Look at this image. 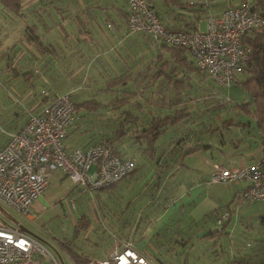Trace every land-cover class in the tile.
Wrapping results in <instances>:
<instances>
[{
	"label": "crops",
	"instance_id": "obj_1",
	"mask_svg": "<svg viewBox=\"0 0 264 264\" xmlns=\"http://www.w3.org/2000/svg\"><path fill=\"white\" fill-rule=\"evenodd\" d=\"M181 1L187 8L181 7L178 12L160 10L162 12L160 15L169 27L185 28L197 24L202 29L201 24L205 21L207 23L209 16L218 15L225 8L242 3L241 0H189L191 4L187 5L188 0ZM251 1L257 4V0ZM56 2L57 0L24 1V11L29 10L30 13V9H35L32 19L37 21L32 23L37 26L36 32L39 34L35 43L24 37L25 33H35L27 29L30 23L26 17L15 20L11 12L0 4V86H7L6 82L11 77V72L7 69L10 62L18 66L21 72L34 70L31 81L15 82L21 89L30 87L23 97V105L27 108L32 101L33 106L37 105L36 100L41 98L44 89L56 93L68 92L75 102L90 99L101 102L103 105L100 110L82 109L76 114L77 122L69 128V131L72 130L74 133L72 136L68 133L65 139L69 150L85 148L102 137L112 136L115 127L111 123L126 119L129 121L132 116H138L137 121H141L155 114H172L184 109L191 112L190 115L181 117L176 123L169 125L158 141L159 148L156 151L164 155L161 162L167 168L160 166L161 162H155L146 156L144 150L138 148V144H132L125 139L121 146L125 152L124 156L136 160V168L141 164L139 159H144L143 164H149L150 179L153 176L157 178L160 176L157 179L158 188L150 184L148 189L152 188V194L145 197L150 200L159 193L167 199V204L170 203L169 199L174 202L181 200L179 206L185 215V221L181 226L185 237L192 234V238H198L213 230L210 228L211 219L216 216L217 221L220 211L227 209L229 204L226 203L223 207L222 202L228 199L211 194L207 190L211 184L218 182L211 180L212 163L242 167L262 161L264 148L256 120L240 107L232 104L228 106L222 102L226 94L224 87L198 67L192 55L186 60H180V55L164 46L162 41H155L146 33L132 32L128 26L126 0L70 1V13L64 14L63 18L49 12L47 14L50 17L36 18L38 11L40 15L41 11L47 10V6ZM153 2L160 7L159 9L171 10L163 0ZM107 21L112 23L111 27L107 25ZM116 76H124L125 82L113 83L112 79ZM15 80H12V84ZM239 90H242L241 98L243 92L247 96L238 80L236 85L232 86L231 92L237 95L235 99L241 103V98L238 97ZM124 97L126 98L124 104L113 102ZM244 113L250 118L241 119ZM192 152L201 156L203 164L208 166H204L205 177L202 181L187 184L178 181L177 174L184 156ZM95 168L96 165L91 167L92 170ZM67 177L60 171H55L47 190L65 187L64 190L62 188L60 190L61 196L69 193L73 187L66 188L69 185ZM160 181L168 184L167 192L161 190L164 186L160 185ZM230 184L234 189L232 199L237 198L241 202L242 192L248 181ZM119 186L116 184L113 188L115 191L109 192L110 195L107 197V201L114 208L116 206L112 205L113 200L119 201L120 195L129 190ZM43 196L44 193L36 201L33 210L40 209V200L44 199ZM179 206L174 208L178 210ZM80 215L81 213L73 218L75 226ZM226 221L225 227L228 231L233 218L229 217ZM91 225L92 223L86 229L91 230ZM238 227L236 224V229ZM153 233L154 231L151 234ZM40 235L37 234V237L44 244L50 245L52 251L49 250L60 258V263L63 264L61 257L64 256L71 264H78L67 251L59 247L56 240L47 236V232ZM141 238L140 240L144 242L145 238ZM183 241L180 242L183 249H187L190 242L194 243L192 240ZM207 241V237L202 240L199 244L201 249ZM106 248L99 256H106L109 253ZM141 250L145 252L143 248Z\"/></svg>",
	"mask_w": 264,
	"mask_h": 264
},
{
	"label": "built area",
	"instance_id": "obj_2",
	"mask_svg": "<svg viewBox=\"0 0 264 264\" xmlns=\"http://www.w3.org/2000/svg\"><path fill=\"white\" fill-rule=\"evenodd\" d=\"M126 14L132 32L149 34L155 41L186 47L198 67L224 88L238 81L251 46L245 43L249 31L264 24V14L249 1L225 8L207 19V28L195 30L169 27L157 12L153 0H126ZM109 27L112 26L107 21ZM50 95L49 90H42ZM76 117V104L67 93L51 95L42 108L31 113L18 129L5 133L0 145V204L29 219L36 201L51 184L55 171L67 175L68 189L84 186L90 192L108 187L129 174L136 160L122 156L106 142L68 150L65 138ZM0 131L4 129L0 126ZM96 165L94 170L91 169ZM212 181H248L242 192L247 201H264V159L242 167L213 162ZM76 203V196L69 198ZM225 209L218 215L222 225L230 217ZM0 264H61L45 244L24 231L0 211ZM86 264H154L134 242L117 243L106 256L92 257Z\"/></svg>",
	"mask_w": 264,
	"mask_h": 264
},
{
	"label": "rangeland",
	"instance_id": "obj_3",
	"mask_svg": "<svg viewBox=\"0 0 264 264\" xmlns=\"http://www.w3.org/2000/svg\"><path fill=\"white\" fill-rule=\"evenodd\" d=\"M70 1L75 2L76 0H57L56 3L47 6L46 11H41L40 15H38V11L36 18L50 17L47 12L51 15L55 13L56 17L63 18L64 14L70 13ZM10 12L15 20L24 19L23 15H18L14 11ZM28 18L26 19L30 24L37 21L29 16ZM52 19L54 20V18ZM201 27L202 30H206V21L201 24ZM231 88L232 87L228 88V93L230 94H225L222 98V102L228 106L230 101H232L233 95L237 96L234 92H231ZM240 92L242 93V90H239V99L241 98ZM244 96H246V94L243 92L242 97ZM9 99L6 96L1 103L10 110L11 107L13 109L17 105L12 106ZM19 110H21V108H19ZM27 110L30 109L25 107V111H22L24 114L18 116L16 120L10 119L7 124L6 121H0V126L4 129V131H0V142L4 141L5 137H7L5 133L14 130L11 126L16 123L17 120H20L19 124L26 120L27 116L25 113ZM0 112L4 114L2 116L4 119L6 116L5 109H0ZM240 118L247 120L250 116L244 113ZM257 134L256 131L255 135ZM68 138L71 139L70 136ZM200 157L201 156H198L195 152L184 156L183 164L177 174L178 181H184L188 184L190 182L203 180L205 177V171L203 169L204 166L207 167L208 164H203V159H200ZM143 160L144 159H139L141 164L128 174L127 177L121 179L117 183V185H120L119 187L124 190L129 189V191L136 192L147 190L150 184H154V188L157 187V179L159 178L153 176L150 179V166L149 164H143ZM200 162L201 164H199ZM230 183L232 182L218 181L207 187V190L211 194L221 195L225 199H228L222 202V206H226V203L229 204L226 208L231 211V217L233 218L232 225L227 229L230 232L228 236L232 239V243L229 242V238L226 235L222 236V238H218V236L212 237L211 235L210 239L204 245L201 244V249V246L198 245L200 239L191 238L190 241L195 240L196 246L190 245L186 251L183 250L181 246L182 243H175L176 238L180 237V235L181 237L185 236L181 226V223L185 221V215L182 208L179 206L181 200H176L174 202L169 199L170 203L167 204V199L163 198L159 193L150 200L145 197L148 193H142L139 195V199L143 198V201L138 200L137 203H132L131 206H129L130 208L127 206L128 204L124 202V208L120 205L118 208H109L106 211L102 209L101 212L98 206V204L100 205L99 198L93 200L95 209L92 210L88 206L86 198H80L79 200L84 199L81 202L76 200L75 204H71L68 200H64L62 203L61 199L65 198L67 193L61 196L60 190L61 188L64 190L65 187L49 188L44 192V199L41 198L42 200H40V209L33 210L36 215V219L34 220L27 218L13 209L0 205L6 212L13 215L34 233L40 235L43 232H47V236L54 240H58L62 245L68 248H70V245L72 247L76 246L78 250L77 253L84 258L101 255V252L109 244L106 250L110 253L115 249L117 243L122 244L128 240L132 242L137 240L134 246L135 244H137L136 247L141 246L155 264H226L229 255H232L234 252L238 255V248L248 253V262L246 264H256L258 260L264 259V201L249 202L245 198H241V202H239L237 198H235V200L234 198L232 199L234 189L232 188L233 185ZM161 184L164 186L161 190L167 192L169 188L168 184L160 181V185ZM90 194L97 195L95 191ZM129 196L130 195H127L126 197L128 198ZM151 200L153 201L150 202ZM176 206H179L178 210L174 208ZM100 207L102 206L100 205ZM224 210L225 209L221 210L219 214ZM83 211H86L91 216V230H87L84 226H78L76 228L73 224V218L77 217ZM215 219L216 216L211 219L212 224L210 228L213 230L222 227ZM236 224L239 226L237 229ZM153 231L154 233L151 234ZM140 237H142L141 239L145 238V241L142 242ZM45 246L52 251L48 243H45ZM256 252L257 254H254ZM65 259L67 258L65 257ZM234 264L241 263L236 261Z\"/></svg>",
	"mask_w": 264,
	"mask_h": 264
},
{
	"label": "trees",
	"instance_id": "obj_4",
	"mask_svg": "<svg viewBox=\"0 0 264 264\" xmlns=\"http://www.w3.org/2000/svg\"><path fill=\"white\" fill-rule=\"evenodd\" d=\"M24 1L25 0H0V4H2L9 11H14L18 15L19 14L23 15L25 13L24 17L27 18L29 16L30 18H33L34 17L33 14H35V11H34L35 9L34 8L30 9V13L28 12L29 10L24 11V9H23ZM246 1L254 3L251 0H241V2H246ZM163 2L165 4H168L167 6L171 7V10H168V8L167 9L166 8L165 9H159L160 8L159 6L154 5L157 7V8L156 7L155 8L159 14L162 13L160 10L178 12V10L181 7L187 8V6L184 5L181 0H163ZM263 2H264V0H257V4H255V5L264 14V8H262ZM186 4L190 5L191 3L188 0ZM171 27H174V26H171ZM197 27H198V25H197ZM27 29L31 30L35 33H27V34L25 33L24 37L27 38L29 41L33 40L32 43H35V40L37 38H39V34L36 32L37 26L35 24H29ZM184 29L195 30L196 28L194 27V24H193V25H189V26L185 27ZM245 43L247 45L251 46L252 50L249 54V58L243 64L242 71H241L242 74H241V76L239 75L240 77L238 76V80H239V83L241 84L242 88L246 91L247 96L242 97L241 103H240V101L236 100L235 99L236 97L233 95L232 101H230L229 104H232V106L240 107V109H243L246 113L250 114L256 120L257 127L259 128L261 143H262L263 148H264V24L261 26L252 28L249 31L248 35L245 37ZM162 44L164 46H166L168 49H170L172 51H176L180 55V60L181 59L186 60L192 55L186 47L178 46V45H171V44L164 43V42ZM8 66L9 67H7V69L10 70L11 77L6 82L7 86H5V85L0 86V109H5V115H6L4 117V119H5L4 120L2 118V116L4 114H2V112H0V121L1 120L4 122L6 121V124L9 123L8 122V121H10L9 118H11L12 120H16V118H18V116H21L22 114H24L22 112V111H25V106L23 105V97L29 91V88H30V87H25V88L21 89V86H18L17 84H15V82L16 81H23V80H25L26 82H29L33 79V75H34L33 74L34 70L21 72L22 70L18 66L12 65V63H10V62L8 64ZM12 80H15L14 84H12ZM112 82L115 84L124 83L125 77L124 76H122V77L116 76L112 79ZM235 85H236V83L233 84L232 86H235ZM223 89H224V91H226V94H230V93H228V88L227 89L223 88ZM64 93H67V92H64ZM58 94H61V93H56V92L50 91V95H46L43 92H41V98L36 100V101H38L37 105L33 106V101L31 102L32 104L29 105L28 108L30 110H27V112L25 113L27 116L26 120L24 122H22L21 124H19L20 120H17V122L14 123L11 127L14 129L16 127V129H18L21 126H23L31 113H35V112L39 111L42 108L43 104H45L51 98V95L55 96ZM6 96L8 97V99L10 98L9 101L12 103V106L13 105H17V106H15L13 109L11 107L10 110L8 108H6V106H4L1 103V102H3L2 101L3 98ZM125 99H126L125 97L119 98V99L113 100V102L115 104H124ZM93 100L94 99L83 100L81 102H75L76 114H78V112L81 111L82 109L100 110V108L102 107L103 104L101 102H95ZM19 108H21V110H19ZM190 114H191V112H187L186 109H184L181 112L178 111V112H175L172 114H168V113H164L163 115H160V114L156 115L155 114L151 118H145L144 120L142 119L141 121H137L138 116H132L129 119V121H127V119H126V121L111 123V125H113V127H115L114 134L112 136L102 137L101 140H99V141L106 142V144H108L111 148H113L118 154L124 156L125 152L122 149L123 147L121 146V144L124 142L125 139L129 140V141H131L132 144H138V146H139L138 148L139 149L142 148L144 150V152L146 153V156L151 157L153 160H155V162H161L164 155L161 152L157 153V151H156L159 148L158 141H159L160 137L163 135L164 132H166V129L169 125L176 123L177 119L184 117L186 115H190ZM7 115H8V117H7ZM76 122L77 121L74 120L73 123L70 124L69 128H71ZM69 128H68V133L70 136H72L74 131H72V130L69 131ZM68 133H67V136H68ZM67 136H66V138H67ZM1 144H2V142H0V145ZM65 146H66V143H65ZM66 148H67V146H66ZM160 166L166 167V165H164L162 162H161ZM127 176H128V174L126 176H124L123 178H125ZM123 178H121V179H123ZM158 178H160V176H158ZM119 181H117L114 184H112L108 187H105L103 189L95 190V192L97 193L96 196L94 194L93 195L90 194V193H93V191L90 192V189H86V187H84V186H79V185L73 186V188L71 187L72 189L70 188L71 190L69 193H67V196L65 198L61 199V202L63 203L64 200L65 201L68 200V202H70L69 198L72 196H76V200L79 202L84 200V199L79 200L80 198H86L88 201L87 202L88 206L93 210V209H95V203L93 200H95L96 198H99L100 201L98 199L97 200L99 201L100 205L102 206V207H100V205L98 204L101 212H102V209H104V208L106 210H108L109 208L112 209L114 207L110 205L109 201H107V197L110 195L109 192L112 193L115 191V190H113V188H115L116 184ZM158 183L159 182L157 180V184ZM151 189L152 188H149L147 190H140L139 192L128 190L123 195H120L119 201H118V199L113 200L112 205H115L117 208H118V206L122 205V207L124 208L125 205L123 203L125 202V204H128L127 206L129 207V206H131L132 203L135 204L138 202V200H142V199H139V197H140L139 195H141L142 193H148L147 195L152 194ZM103 190H105L106 192ZM149 192H151V193H149ZM127 195H130V196L127 198L126 197ZM230 217H231V214H230ZM90 218H91V216L86 211H83L81 213V215L78 219L77 225L75 227L77 228L78 226H84L87 228V226L92 223ZM226 223H227V221L225 220L220 229L210 230L208 233L200 235L197 239H200V243H201L202 240L206 237L209 240L211 235H212V237L218 236V238H222V236H224V235L228 236L230 234V232L226 231V227H225ZM192 236H193L192 234L189 235L188 237L187 236L181 237V235H180V237L176 238L175 243L177 244L178 240H179V242H181V240L185 241V239L189 241L192 238ZM228 238H229V242H231L230 236H228ZM56 241H57L59 247L62 250L67 251L68 254L73 258L72 260L76 261V263H78V264H86L88 262V260L91 258V257L84 258L83 256L79 255L76 252V246L72 247L70 245V248H68L65 245H62V243L59 242L58 240H56ZM259 241H262V240H259ZM190 245L196 246L195 240H194V243L190 242ZM57 249L59 250V248H57ZM183 250L186 251V249H183ZM59 252H61V251L59 250ZM61 254H62V252H61ZM254 254H257V252ZM228 258L229 259H228V262L226 264H234V262H236V261H238L241 264H246L248 262V253L246 251L238 248V255L236 254V252H234V253H232V255H229ZM62 259H63V264H71L70 262H68L67 259H65L64 256L62 257ZM59 260H60V258H59ZM256 264H264V259L258 260Z\"/></svg>",
	"mask_w": 264,
	"mask_h": 264
},
{
	"label": "water",
	"instance_id": "obj_5",
	"mask_svg": "<svg viewBox=\"0 0 264 264\" xmlns=\"http://www.w3.org/2000/svg\"><path fill=\"white\" fill-rule=\"evenodd\" d=\"M0 211H2L3 213H5V215L12 220L13 222H15L17 225H19L24 231L34 235L37 237V234L34 233L33 231H31L29 228H27L25 225H23L18 219H16L13 215L9 214L8 212L5 211V209L0 205ZM62 258V257H61ZM63 261V259H62Z\"/></svg>",
	"mask_w": 264,
	"mask_h": 264
}]
</instances>
